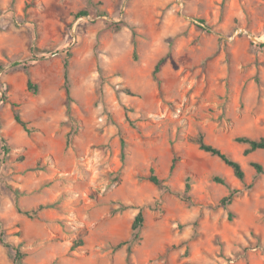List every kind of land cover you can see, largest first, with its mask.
Masks as SVG:
<instances>
[{"label": "rangeland", "instance_id": "374dc122", "mask_svg": "<svg viewBox=\"0 0 264 264\" xmlns=\"http://www.w3.org/2000/svg\"><path fill=\"white\" fill-rule=\"evenodd\" d=\"M239 136L264 138V0H0V264H264Z\"/></svg>", "mask_w": 264, "mask_h": 264}, {"label": "trees", "instance_id": "16d2710c", "mask_svg": "<svg viewBox=\"0 0 264 264\" xmlns=\"http://www.w3.org/2000/svg\"><path fill=\"white\" fill-rule=\"evenodd\" d=\"M88 14H89L88 11L83 9V10H80L76 13V17L79 18L82 16H87ZM201 21H203V20H201ZM162 61H163V58H161L157 62L156 66L154 68L153 75L156 79H157V72L159 71V68H160ZM67 66H68V63L66 62V64H65V68H66L65 75H66V78L68 79ZM28 87L29 88L34 87L31 79H28ZM66 93H67L68 100H70V88H69V86L66 87ZM14 105L16 106V104H14ZM14 119L26 131H28V132L31 131V129L28 127V123L21 117L19 112H17V111L14 112ZM236 140L240 143L248 145V147L245 150V154H248V153H250L254 150H257V149H264V138L252 139V138L247 137V136H239L236 138ZM194 141L196 143H198L200 149H202V150H204V151H206L212 155L218 156L226 165L231 167L237 178H239L240 180L244 179L245 171L243 170L239 161L233 159L229 154L223 152L219 147L205 142L202 135H199L198 137H196ZM123 145L125 146V144H123ZM252 165L256 168V170L258 172L263 171V166L261 164H259L258 162H252ZM174 167H175V160L173 161V163L171 165V170H173ZM148 179L157 186L163 185V180L156 174L155 169L153 167L151 168L150 175L148 176ZM215 181L220 182V183H225V181L219 177H216ZM190 190H191V182L189 179H187L186 184H185V190L182 193V199L185 202H189V200L191 199V197L189 195ZM237 192H239V190L231 189L229 194L224 196L220 202L223 205L230 204L233 201V198ZM42 207H43V205L40 206V208H42ZM25 213L29 214L30 211H26ZM143 223H144V215H143V211L140 210L138 212V214L135 216V219L132 223V238H131V240L120 242L119 244H117L116 247L120 248L124 244L130 243V241L135 242L139 237V230L143 226ZM82 242H83L82 239L75 240L73 247L76 248ZM128 251L129 252L131 251V245L128 246Z\"/></svg>", "mask_w": 264, "mask_h": 264}]
</instances>
